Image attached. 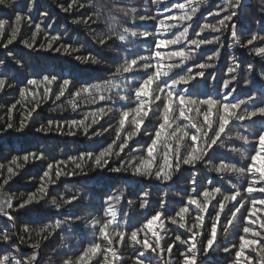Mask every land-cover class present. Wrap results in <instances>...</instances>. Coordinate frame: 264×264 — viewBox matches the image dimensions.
I'll use <instances>...</instances> for the list:
<instances>
[{
  "label": "trees",
  "instance_id": "1",
  "mask_svg": "<svg viewBox=\"0 0 264 264\" xmlns=\"http://www.w3.org/2000/svg\"><path fill=\"white\" fill-rule=\"evenodd\" d=\"M29 3L33 4L31 12L27 7ZM81 4L84 6L80 7ZM177 4L187 5L188 0H166L164 3H154L153 0H76L75 4L73 0H5V4H0V20L6 21L5 30L0 32V78L11 85L0 90V201L11 198L13 205L12 208L4 205L13 216L12 220L0 215V236L6 234L12 238L8 242L0 240V259L15 257L27 260L35 256L33 264H64L65 260L76 264L77 258L86 249L100 244L97 253L88 252L81 264H137L138 259H144L145 264L149 261L150 264H183L181 253L188 255L189 245L181 243L176 237L188 240L192 235L188 229H193L202 233L196 238L197 264H236L235 253L240 247L241 236L255 239L257 243L245 245L244 255L250 261H245L242 256L240 264H264V240L243 232L247 224L244 218L249 210L254 213L251 218L257 221V224L247 225L251 229L261 231L258 224L264 218V205L253 208L251 204L252 199H264V193L253 192L249 196L243 189L254 178L258 181L256 187L264 185V181L259 180L258 173L248 174L246 171L245 175H237L214 171L222 163L247 170L252 163L251 157L260 150L257 136L264 129V118L232 120L211 149L206 148L207 138L203 136V132L207 131L211 137L213 130L218 129L223 114L219 107L221 104H238L241 100L249 101V97L253 96L257 106H264V54H256L257 48L264 47V0H241L238 9L230 8L228 0H207L206 4L198 5L192 20H169V16L190 12L188 7L184 10L177 8ZM221 8L227 11H221L219 16L209 14ZM231 11L237 15L226 22L228 27H221L219 21ZM18 13L30 19L15 25ZM140 16L150 18L140 20ZM37 24L40 25L39 31L36 30ZM205 24L209 28L202 31ZM233 24L236 25L235 38L230 26ZM14 25L18 29L15 39L5 48L3 45L7 44ZM168 25L175 27L169 28ZM213 26L220 31L213 32ZM124 28L138 35H129L120 41L118 33ZM185 28L187 33L179 44L159 49L164 56L163 61L152 57L157 40L175 39ZM143 32L149 33L147 39L139 35ZM253 35L257 36V40L248 44ZM52 37L58 39L52 40ZM102 39L105 41L103 44L100 43ZM193 39H207L212 43L202 44L196 49L190 44ZM25 42L32 47H25ZM176 51L191 52L192 58L182 67L173 68L169 77L195 76V79L188 84H177L171 91L195 103L186 106L189 119H180L179 105L173 104L174 112L169 115L175 120L171 127L165 126L152 161L153 173L161 168L165 173L171 172L172 179L162 182L154 176L134 175L133 165L151 159L147 148L164 122L167 88L160 92L156 84L152 85L150 92L160 95L159 101H151V96L140 98L149 101L144 106V110L150 108L149 114L143 118L144 123L137 135L127 142V147L120 151L118 146L134 130V121L139 118L132 111L137 107L135 88L155 71L158 63L165 66L178 63L179 58L169 59V54ZM141 56L147 59L139 61L132 72L114 75L126 60ZM210 56L214 58L208 60ZM86 57H94L99 62H85ZM144 63H150L152 67L145 70L141 66ZM201 63H210L213 67L200 69L198 65ZM229 68L235 71L230 73ZM201 71L204 72L203 77L196 75ZM44 76H56L57 79L46 84ZM169 77H162L160 87L164 83L171 86L172 79ZM29 79L36 80L37 84L29 85ZM65 79L71 83L64 95L57 99ZM226 81L230 82L227 88L224 87ZM83 87H88L89 92L74 96ZM22 88L25 89L23 94ZM121 96L127 99L121 100ZM209 99L216 101L217 107L209 110L207 104L199 103ZM251 110L253 103L249 101L235 111L244 114ZM123 111H129L130 115L124 128L120 129L119 120ZM205 116L208 117L207 124ZM93 119L97 122L92 123ZM82 120L84 124H72ZM193 123L196 128L191 126ZM21 124L25 125L23 131H17ZM178 126L189 136L183 140L173 138L170 134ZM37 128L43 130L37 132ZM197 128L201 129L200 133H197ZM117 130L120 131L119 138ZM193 134L199 136L195 147L204 149L207 155L194 167L181 164L179 171L174 167L169 169L165 155L168 156V163L174 165L177 147L181 156L191 151ZM237 137H247L248 142ZM105 151L109 154L102 160L106 159L107 164L96 166L95 158ZM117 152L119 155L115 154ZM30 153L37 156L43 153V159H34ZM85 153H91V158L85 156L81 160ZM26 155L27 161L23 159ZM261 159H264V153L258 157L257 165ZM49 164L53 168L45 177ZM77 164L80 166L77 167ZM10 167L14 175L8 172ZM115 167H121V172L110 171ZM57 170L62 173L59 177L56 176ZM10 175L8 183L4 184ZM233 184L242 191L244 207L233 219L232 212L239 204L226 202L217 222L215 242L205 255L201 241L206 243L212 224L216 222L219 211L217 201L223 199V194L235 190ZM217 187L222 192L215 194L214 199L212 196L207 198L208 208L204 213L187 204L189 197L204 202L202 193ZM29 195H34L33 202L19 208ZM74 196L76 199L72 203H63ZM108 197L112 200L109 201ZM53 199L62 205L59 210L52 205ZM141 203L146 206L142 208ZM109 204L115 211V221L107 229L113 240L111 245L99 233V227L112 218L106 215ZM185 206L189 211L183 213L181 219L177 213ZM158 211L162 215L153 222L151 231L144 228L147 220ZM198 216L203 217L202 221H198ZM229 219H233L231 225H228ZM92 221L100 223L93 227ZM57 222L59 227H55ZM194 225L197 227L194 228ZM134 230H139L137 239H146L152 245L156 242L152 232H156L163 251H149L144 258H140L138 253L144 249L130 239ZM117 232L126 234L122 241ZM36 244L39 246L32 247ZM169 245H172L170 253ZM108 247L116 251L115 257L106 251ZM226 248L229 251H225Z\"/></svg>",
  "mask_w": 264,
  "mask_h": 264
},
{
  "label": "snow or ice",
  "instance_id": "2",
  "mask_svg": "<svg viewBox=\"0 0 264 264\" xmlns=\"http://www.w3.org/2000/svg\"><path fill=\"white\" fill-rule=\"evenodd\" d=\"M76 0H73V4H75ZM154 3H164L166 2V0H153ZM206 4L207 0H188V4H177L176 7L184 10L186 7L190 8V12H185L184 15L181 16H169L168 19L172 20V21H190L193 18V14L197 12L198 10V5L199 4ZM229 3V7L230 8H235L238 9L241 6V0H234V3L232 2V0H228ZM0 4H5V0H0ZM7 6V5H6ZM72 5H69V7H71ZM84 5L81 4L80 7H83ZM28 7V11L31 12L32 8H33V4L29 3L27 5ZM67 10V9H65ZM221 11H227V9L225 8H221L219 11L216 12H211L210 11V15H216L219 16ZM41 15H46V13H41ZM237 15V13L235 11H231L228 14L224 15L223 18L219 21L221 27H228L229 25L226 22H230L232 21V19ZM140 20H145V19H149L150 17L147 16H140L139 17ZM25 19H30V17H26L24 15L21 14H17L15 17V25H18L21 21L25 20ZM5 24L6 21L5 20H0V32H3L5 30ZM13 26V31L10 35V38L7 42V44H4L3 47L7 48L8 44H11L13 42V40L15 39L16 33L18 31L16 26ZM163 26V25H161ZM232 28V36L235 38L236 36V25H230ZM167 27H175V25H168ZM40 25L37 24L36 25V30L39 31ZM209 28V25L205 24L202 28L206 29ZM211 30L213 32H218L220 31V28H216V27H212ZM187 33V28L184 29V31L179 35L176 36L175 39H171V40H157L155 43V49L156 51H154L152 53V57L159 60V61H163L164 60V56L161 54V52L159 51V49L161 48H165L168 45H176L179 44L185 37V34ZM132 36V37H136L138 34L135 31H130L128 28H124L123 31L121 33H118V39L120 41H124L126 39V36ZM139 35L143 36L145 39H147V37L149 36L148 32H143L140 33ZM197 35L199 36L200 33H197ZM35 36V33H34ZM58 39L57 37H52V40H56ZM255 40H257V36L253 35L251 37L250 40L247 41L248 44H252ZM105 41L102 39L100 40V43L103 44ZM212 41L211 40H207V39H201V40H190V44L194 45L196 49H199L200 46L202 44H211ZM25 47L31 48L32 45L28 44L27 42H25ZM48 47H51V44L48 45ZM256 54L257 55H261L264 54V47H259L256 49ZM172 58H179V62L175 63V64H169L167 66L163 65L162 63H158L155 66V71L152 72V74L148 75L146 79L143 80V82L135 88V97L137 98V107L135 109H132V111H134L137 115V117H139L138 119H135L134 121V130L132 132H130L128 135H126L123 138L122 143L118 146L120 151H123V149L125 147H127V142L134 137L135 135H137V133L139 132L142 124L144 123V117H147L150 111V108L148 110H144V106L146 102V100H142L140 98L144 97V98H148L151 96V101H159L161 100V96L158 94H154L153 92H150V89L152 88L153 84L157 85V88L159 89L160 92H164L165 88L168 89L167 91V97H168V102L165 103V114H164V122L163 124L160 125V129L156 131L155 133V137L152 139L151 144L148 146L147 148V155L149 158L151 159H145V160H141V162L138 165H133V174L137 175V176H144V177H148V178H152L154 176V178L156 180H160L162 182H167L169 180L172 179V175L171 172L165 173L163 168L158 169L157 171H155L154 173L151 171L152 167H153V163L152 161L155 159L154 157V152L156 151V146L158 141L161 138V134L165 129V126L171 127V123L174 122L175 117H170L169 114L174 112V108H173V104H178L179 105V118L180 119H189V117L186 115V106L189 104H194L195 101L191 100L190 98H186L183 95H180L178 93L174 94L171 91L172 87H175L177 84H188L191 80L195 79V76H180L178 79L177 78H173V77H169V73L171 72V70L173 68H180L182 67L186 61L190 60L192 58V53L191 52H185V51H176V52H171L169 54V59ZM214 57L210 56L208 57V60H212ZM146 57H139V58H134L131 60H126L125 63L123 65H121L118 69L117 72L114 75H121L123 73H130L133 71L134 67L139 65V61H143L146 60ZM90 60L91 63L95 64L98 63L99 61H97L94 57H86L85 58V62H88ZM145 70H147L148 68L152 67V65L150 63H144L143 65H141ZM165 67L167 68V70H163L165 69ZM198 67L200 69H208L213 67L212 64L210 63H201L198 65ZM235 69L234 68H229V72H234ZM196 75L203 77L204 76V72L201 71L199 73H197ZM162 77H169L170 79H172V84L171 86L167 85L166 83H164L163 87H160V84L162 82ZM57 79L56 76H44L43 77V81L46 84H51L53 83V81H55ZM233 79H235V77H233ZM262 79H264V76H262ZM27 83L29 85H36L37 81L34 79H29L27 81ZM71 82L67 79L63 80V84L61 86L59 95H57V99L60 98V96L64 95V92L67 88V86L70 84ZM229 81H226L224 84V87L227 88L229 87ZM11 85H9L7 83V80L4 78H0V90L4 89L5 87H10ZM89 88L88 87H83L80 91L76 92L74 94V96L79 97L81 95V93H88L89 92ZM235 90V89H233ZM25 92V89H21V93L23 94ZM100 99H104L103 96H100ZM121 100H126L127 97L126 96H121L120 97ZM255 97L250 96L249 97V101H251L253 103V110L251 111H246L244 114H239L237 111V109H239L241 107V105H245L246 103H248L249 101H244L241 100L238 104H221L219 105L220 109L222 110V115L220 116V123H219V127L214 131V135L209 137L208 136V132L204 131L203 132V136L206 137V148L211 149L213 145H216L217 142L221 139L222 134L225 132V128L226 126L232 121V120H239V121H244V120H252L254 117H261L264 118V106H257L254 102H255ZM199 103L201 104H207L209 106V110H211V108L213 107H217V102L214 100H201ZM262 103H264V98H262ZM188 111H190L191 109H187ZM32 111H35V109H33ZM102 114H103V110H102ZM29 115H31V113H29ZM130 112L129 111H123L121 114V118L119 120V125H120V129H123L126 123V119L129 117ZM96 119H93L92 123H96ZM76 123H80V124H84V121H73L72 124H76ZM205 123H208V117L205 116ZM193 128H196V125L193 123L191 125ZM9 128L12 127L11 124L8 125ZM25 125L21 124V127L17 129V131H23ZM209 128H211V126L209 125ZM42 128H37L36 131L40 132L42 131ZM201 129L197 128V133H200ZM70 135L72 133H69ZM120 135V131L117 130V136L119 138ZM173 138L177 139V140H183L184 137L189 136V133L185 130H183L182 128H180L179 126L170 134ZM238 139H242L245 143L248 142L247 137H237ZM259 142H260V150L257 152L256 155H253L251 157L252 163L248 165L247 170H245L244 168H238L235 165H227V164H221L219 166H216L214 168V171H216L217 173H222V172H228V173H236L237 175H245V172L247 171L248 174H253V173H258L259 174V180L260 181H264V159H261L260 164L257 165L256 161L258 159V157L260 156L261 153H264V129H262L257 136ZM191 140H192V144L193 147L191 149V151H189L186 155L181 156L179 153V148L177 147L176 149V159H175V163L174 165L172 163H168V156L167 154L165 155V162L167 164V167L169 169H172L173 167L175 168L176 171L180 170V166L181 164L183 165H191V166H195V163L199 160H202L203 157L205 155H207V152L204 149H199L197 147H195V145L197 144V141L199 140V136L197 134H193L191 135ZM111 148V146H109ZM171 150V149H170ZM109 153L107 151L105 152H101L99 156H97L95 158V164L98 167H103L104 165L107 164V160L104 159L102 160V157L107 156ZM116 155H119V152L115 153ZM29 155H31L34 159H43V153H41L40 155H36V153H30ZM87 156L88 158H91L92 154L91 153H85L82 154V156L80 157L81 160L84 159V157ZM17 159V158H14ZM23 159L25 161H27L28 156L26 155L25 157H23ZM80 165L77 164V167H79ZM53 165L49 164L48 165V169L49 171H46L44 173V176L47 177L49 176V172L52 170ZM122 168L121 167H115V168H111L110 171L113 173H119L121 172ZM8 172L12 175H14V171L13 169L10 167L8 169ZM61 171L57 170L56 171V176L59 177L61 175ZM11 178V175L6 178L4 180V184L8 183V180ZM257 179H252L249 183L248 186L246 188L243 189L244 193H247L249 196L253 193V192H261L264 193V185L260 186V187H256L255 185L257 184ZM192 183L195 184L196 180L193 179ZM232 188L235 189L234 191H232L231 193H226L223 194V199L217 201L218 205H219V211L216 214V222H214L212 224L211 227V232L209 235V238L207 239L206 243L204 241H201V245L203 247V253L206 255L208 254L209 250L212 248L215 239H216V235H217V222L219 221V217H220V213L224 211V208L226 207V202H233V203H238L239 207L235 208V211L232 212V218L235 219L237 213L240 212L241 208L244 207V196L242 194L241 189L237 188V186L235 184L232 185ZM41 191L43 192V189H41ZM222 190L221 188L217 187V188H213L210 191L205 190L202 195L205 198L204 202H200L197 198H192L189 197L187 204L188 205H194L197 209H199L200 213H204L207 208H208V200L207 198L209 196H212V198H215V194L221 193ZM145 196H147V193L144 194ZM238 197L240 198L238 200ZM43 198V197H41ZM76 197H72L71 200H64L63 203L65 204H70L72 203V200H75ZM34 200V195H29L28 199L23 201V203L19 204V208H25L27 205L31 204ZM108 200H112V197H108ZM52 205H54L58 210L59 208L62 206L60 203L57 202L56 199H53L51 201ZM7 205V208H12L13 205L11 204V198H9L7 201H0V215H4L7 216V218L9 220L13 219V216L9 214V212L7 211V209L4 207V205ZM251 204L253 206V208H255L256 205H264V199H260V200H256V199H252L251 200ZM146 204L145 203H141V207H145ZM189 209L187 206L182 207L180 209V212L177 213V216H180L181 219H183L182 214L188 212ZM253 211L249 210L248 216L245 217L244 219L246 220L247 224L246 226L243 227V232L245 234H249L251 235V237H260L262 240H264V218H261L259 220V228L261 229V231H255L253 229H251L250 227H248L247 225H252V224H257V221L252 219L251 217L253 216ZM106 215L111 216V219H108L106 222L103 223L102 226L99 227V233L100 236L106 240L108 242L109 245H111L113 243V240L111 238V236L109 235V233L107 232V229L109 228L110 225H112L115 221V211H114V207L109 204L108 208L106 209ZM162 215L161 212H156V214L154 216L151 217V219H148L147 222L144 225V228L148 229L149 231H151L153 222L156 221L160 216ZM198 221H202L203 217L202 216H198L197 217ZM233 219H229L228 220V225H231L233 222ZM172 223H176V220H172ZM91 225L93 227H95L97 224H99V221H92L90 222ZM181 227H184L183 224L180 225ZM55 227H59V222H57V224L55 225ZM194 228H196L197 226H193ZM28 229L26 228L25 231H27ZM189 231L192 232V235L189 237L188 240H181V238L179 236L176 237V239L178 241H180L181 243L184 244H188V255H185L184 253H181L182 256H184V261L183 264H197V243H196V238L199 235H202L201 232L199 231H194L193 229H188ZM227 230V229H225ZM138 231L139 230H134L131 232L130 235V239L135 242L136 244L141 245V247L144 249V251H140L138 253V256L140 258H144L146 252H152V253H157L158 251H163L159 240L160 237L157 235L156 232H152V235L156 237V242L154 245L149 244L148 241L145 239L144 241H141L139 239H137L138 236ZM117 237L119 238V240H123L125 238V233L122 232H117L116 233ZM12 238L8 235H3L0 236V240H3L4 242H8L10 241ZM240 247L239 249L236 251L235 256H236V264H240V258L243 256L245 261H250V258L246 255H244V247L245 245H255L257 243V241L255 239H246L245 236H241L240 237ZM39 245H32V247H38ZM101 248L100 244H93L91 245L88 249L85 250L84 253H82L80 255V257L77 258L76 264H81V262L84 260L85 256L88 254V252H91L93 254L97 253V251ZM172 250V245H169L168 247V252L170 253ZM225 251H229V249H224ZM107 252H109L113 257L116 256V251L111 248L108 247L106 249ZM35 261V256L30 257L27 260L24 259H16L15 257H13L11 260H9L8 257H4L3 259H0V264H33V262ZM64 264H72L71 260H65ZM137 264H145V260L144 259H138L137 260ZM150 264V261H149ZM251 264V262H250Z\"/></svg>",
  "mask_w": 264,
  "mask_h": 264
}]
</instances>
